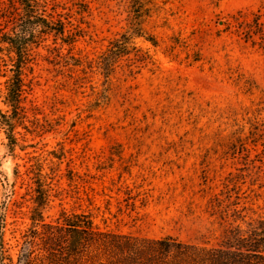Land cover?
Instances as JSON below:
<instances>
[{"label":"rangeland","instance_id":"obj_1","mask_svg":"<svg viewBox=\"0 0 264 264\" xmlns=\"http://www.w3.org/2000/svg\"><path fill=\"white\" fill-rule=\"evenodd\" d=\"M36 1L74 41L45 35L25 60L0 44L6 257L33 229L39 186L44 222L85 211L104 230L212 250L264 238V0ZM12 4L0 0L4 31ZM131 20L142 36L104 73Z\"/></svg>","mask_w":264,"mask_h":264},{"label":"trees","instance_id":"obj_2","mask_svg":"<svg viewBox=\"0 0 264 264\" xmlns=\"http://www.w3.org/2000/svg\"><path fill=\"white\" fill-rule=\"evenodd\" d=\"M17 3L19 7L12 4L13 11L6 17L7 30L0 28V44H7V49L19 60H25L29 46L45 35H60L67 44L74 41L72 36L65 37L64 23L50 13L45 14L46 10L36 0H17ZM141 33L138 21L131 20L129 30L120 39L113 40L100 55L98 67L105 70L104 73L111 70L115 59L129 52L130 39L142 36ZM146 40L156 45L154 38L147 37ZM22 85L17 67L7 87V99L16 115L20 111ZM8 138L11 142L15 139L12 133ZM36 191L30 215L33 229L30 234H25L15 262L6 257L0 230V264H6L4 259L8 260L7 264H264L261 244L264 238L259 234L250 238L249 244L237 245L235 251L212 250L170 235L145 238L104 230L85 211L61 212L54 222H44L42 208L48 196L41 186ZM241 248L246 253L239 251Z\"/></svg>","mask_w":264,"mask_h":264}]
</instances>
